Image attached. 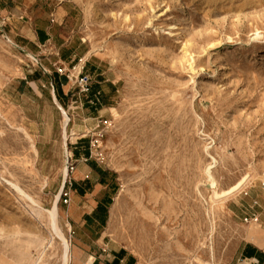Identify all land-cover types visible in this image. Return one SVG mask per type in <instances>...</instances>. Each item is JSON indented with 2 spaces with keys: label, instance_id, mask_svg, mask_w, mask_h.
<instances>
[{
  "label": "rangeland",
  "instance_id": "obj_1",
  "mask_svg": "<svg viewBox=\"0 0 264 264\" xmlns=\"http://www.w3.org/2000/svg\"><path fill=\"white\" fill-rule=\"evenodd\" d=\"M20 1L0 0V264L61 263L48 212L62 193L72 243L79 136L117 176L109 232L138 264H236L264 229V0ZM36 19L53 25L40 55L22 38ZM75 50L82 63L54 66ZM85 61L97 118L75 104Z\"/></svg>",
  "mask_w": 264,
  "mask_h": 264
},
{
  "label": "crops",
  "instance_id": "obj_2",
  "mask_svg": "<svg viewBox=\"0 0 264 264\" xmlns=\"http://www.w3.org/2000/svg\"><path fill=\"white\" fill-rule=\"evenodd\" d=\"M25 3L26 1L21 0L19 5ZM0 10L7 12L8 8L2 5ZM52 30L53 25L47 24L43 27L42 23L36 19L34 31L27 30L28 34L23 35V45L31 49L33 54L40 55L44 51L43 47L48 44L52 45L54 41ZM59 56V62L54 66L59 64L67 66L76 60L82 63V57L76 50L70 53L59 52ZM88 63L89 61H85L81 65L79 74L89 75ZM92 79L91 95L94 96L98 92L103 94L102 87L97 86L93 75ZM84 108L89 111L90 115L95 116L94 118H97L105 109L104 106L97 108L88 105ZM79 137H81L78 139L79 143H76L72 152L76 169L66 185L70 191L67 208L71 221L70 227L74 232L72 243H70L69 264H138L135 255L118 245L109 232L110 208L118 192L117 176L98 163L87 160V150L80 143L82 137L85 136ZM236 264H264V229L253 231Z\"/></svg>",
  "mask_w": 264,
  "mask_h": 264
},
{
  "label": "built area",
  "instance_id": "obj_3",
  "mask_svg": "<svg viewBox=\"0 0 264 264\" xmlns=\"http://www.w3.org/2000/svg\"><path fill=\"white\" fill-rule=\"evenodd\" d=\"M58 73L62 75L63 71L60 69ZM62 76H66L68 79L70 78L68 75H62ZM79 78H80V83H79V92L77 97L78 99L75 102V104H78L80 102V105L82 107H85L86 104L92 107H96L97 105L101 104L100 94H96L92 99H90L89 95L92 87V79L88 75H83L82 73L79 75ZM83 100H85V102H83ZM75 169H76L75 164L71 162L69 166V171L72 173L75 171ZM263 188H264V184H263ZM64 198H65L64 203L68 205L70 200V192H65ZM245 222L248 224L251 223L258 224L260 222V215L256 213H251L250 215L247 216V218H245Z\"/></svg>",
  "mask_w": 264,
  "mask_h": 264
},
{
  "label": "bare ground",
  "instance_id": "obj_4",
  "mask_svg": "<svg viewBox=\"0 0 264 264\" xmlns=\"http://www.w3.org/2000/svg\"><path fill=\"white\" fill-rule=\"evenodd\" d=\"M114 110V109H112ZM116 111V110H115ZM65 112V111H64ZM65 116V115H64ZM70 119L69 117L66 115L65 116V121H64V129H63V134L64 137L66 138V140L68 139L69 135L67 132V128L69 125ZM74 134V133H73ZM29 136V135H28ZM28 138V137H27ZM30 140V139H29ZM31 141V140H30ZM33 145V144H32ZM34 146V145H33ZM66 147V146H65ZM64 147V148H65ZM66 151V150H65ZM34 152L36 154H38L36 147L34 149ZM67 153V152H66ZM210 173V171H209ZM64 174H66V181L69 177L68 175V171H66V173L64 172ZM209 176L211 177V175L209 174ZM64 177V178H65ZM65 180V179H64ZM22 192V191H21ZM62 194V193H61ZM61 194L58 195L56 197V202L54 204V208L52 209V211L48 212L50 220H51V226L54 229V233L55 235L58 237V239L60 240L61 244H62V255H61V263L60 264H69L70 261V241L66 238V236L63 234V232L61 231V228L59 227V202H60V198H61ZM216 194V193H215ZM26 196V195H25ZM28 196V195H27ZM27 198V197H26ZM34 204H37L36 202H34ZM39 204V203H38ZM39 262V261H38ZM37 264V263H36Z\"/></svg>",
  "mask_w": 264,
  "mask_h": 264
},
{
  "label": "trees",
  "instance_id": "obj_5",
  "mask_svg": "<svg viewBox=\"0 0 264 264\" xmlns=\"http://www.w3.org/2000/svg\"><path fill=\"white\" fill-rule=\"evenodd\" d=\"M78 60L75 61V63H77ZM84 75V74H83ZM69 82V79L66 77V76H62L60 75L57 71L54 73V86H55V91H56V95H57V98L58 100H61V94H62V86H64V84L66 85L67 83ZM93 87V85H92ZM92 87H91V91H90V99H92L94 96L91 95L92 93ZM97 94H100V97H101V104L97 105L96 107L97 108H102L104 105H105V101H104V95L101 93V92H98ZM88 104H86L87 106ZM89 106V105H88ZM80 143H82L83 145H86L85 148L87 150V154H88V157H87V160L90 159V156H91V151H90V141L86 139H82L80 140ZM76 154V153H75Z\"/></svg>",
  "mask_w": 264,
  "mask_h": 264
}]
</instances>
